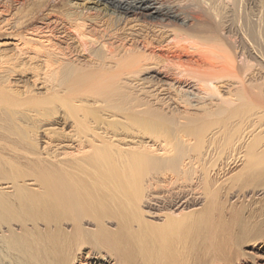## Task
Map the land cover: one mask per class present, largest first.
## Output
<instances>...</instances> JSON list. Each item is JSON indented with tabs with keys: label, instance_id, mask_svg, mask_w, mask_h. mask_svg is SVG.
Listing matches in <instances>:
<instances>
[{
	"label": "bare ground",
	"instance_id": "6f19581e",
	"mask_svg": "<svg viewBox=\"0 0 264 264\" xmlns=\"http://www.w3.org/2000/svg\"><path fill=\"white\" fill-rule=\"evenodd\" d=\"M51 1L0 0V36L7 40L1 44L13 47L3 52L15 61L8 73L24 77L34 70L24 82L46 96L53 91L39 106L60 100L76 117L81 108L73 101L162 70L176 83L190 81L186 92L199 100L190 103L193 112L179 116L185 124L153 114L145 120L148 137L141 133L129 144L121 138V148L109 142L118 135L108 140L101 131V117L97 130L75 118L81 131L64 127L53 141L47 132L69 125L64 115L65 122L46 123L41 135H19L7 154L1 146L0 264H264V69L262 87L250 90L243 82L233 93L225 78L238 67L226 36L219 37L229 35L241 0H64L49 9ZM188 5L193 13L187 17ZM32 19L37 24L27 30ZM12 51L14 59L7 55ZM28 62L34 68H26ZM172 87L152 91L167 95ZM214 115L220 121L207 133L202 122ZM20 118L10 119L17 122L9 121V135L0 131V142L23 131ZM167 121L178 132L162 126L165 133ZM43 137L49 141L33 149Z\"/></svg>",
	"mask_w": 264,
	"mask_h": 264
},
{
	"label": "rangeland",
	"instance_id": "374dc122",
	"mask_svg": "<svg viewBox=\"0 0 264 264\" xmlns=\"http://www.w3.org/2000/svg\"><path fill=\"white\" fill-rule=\"evenodd\" d=\"M63 1L64 0H52L51 1V3H50V6H49V9H51L53 6H56V7H61V5H62V3H63ZM164 1H166V0H164ZM240 1V0H239ZM257 3H256V2ZM259 2V3H258ZM186 3L187 4H190L191 3V1H186ZM243 5V7H242V5ZM240 3H239V6L241 5V7H239V9L236 11V13H238L237 15H236V13L233 15V17H232V19H231V21L230 22H232V20H233V18L236 20L237 19V24H235L236 22H235V20H233V22L232 23H230V25L231 26H233V27H228V29L226 28V30H225V32H227V30L229 31V35H228V32L227 33H225V34H223L221 31V33L219 34V37L221 38V36L222 35H225L226 36V38H223V36H222V38H223V40H224V44L226 43L227 44V46L225 45V47L230 51V53H232V55H233V58L235 59V63L237 64V67H238V69L236 70V69H234L235 70V72H234V70H233V72L231 71V72H228V76H230V74H231V78L230 77H228V78H230V79H227V78H225L226 79V82H228V83H230V84H233V87L231 88V90H232V92L234 93V92H236V91H238L239 89L241 90L242 88H243V86H246V87H248L250 90H252L253 89V87L254 88H256L257 87V85L259 86V87H262V86H260V85H263V83L260 81V80H258V78H259V75H260V73H261V69H264L263 68V66H261L260 67V65H264V0H241L240 1ZM244 3V4H243ZM246 3V4H245ZM189 6V5H188ZM245 6H247V7H245ZM187 7V6H186ZM263 9H262V8ZM190 8V9H189ZM49 9L47 10V11H49ZM241 9V10H240ZM186 10V9H185ZM186 11H188V13H186L185 11H184V14L186 13V14H189V15H186L187 17L188 16H191L192 15V7H188L187 8V10ZM241 11V12H240ZM190 12V13H189ZM247 13V15H246V13ZM241 13V14H240ZM245 13V14H244ZM251 13V14H250ZM240 14V15H239ZM244 14V15H243ZM250 14V15H249ZM254 14V15H253ZM246 16V17H245ZM259 16H261V17H259ZM242 17V18H241ZM255 17H256V19H255ZM240 18H241V20L242 21H239L240 20ZM247 18H249V19H247ZM263 18V19H262ZM239 19V20H238ZM34 20V21H33ZM262 20V21H261ZM249 21V22H248ZM27 22H29V23H27ZM33 22V23H32ZM235 22V23H234ZM239 22H241L243 25V28H242V26L241 25H239V24H241V23H239ZM26 23H27V30H29L30 29V27H32V25L33 24H37V19H32V20H27L26 21ZM180 23V22H179ZM239 23V24H238ZM253 23V24H252ZM233 24V25H232ZM247 25V27H246V25ZM256 24V25H255ZM236 25V26H235ZM240 26V27H239ZM245 27V28H244ZM253 27V28H252ZM233 28V29H232ZM240 28V30H238ZM256 28V29H255ZM245 29V30H244ZM251 29H252V31H251ZM243 32H242V31ZM248 30V31H247ZM256 30V31H255ZM216 32H218L217 30H215ZM239 31V32H238ZM241 31V32H240ZM247 31V32H246ZM215 32V34L216 35H218L217 33ZM253 33V34H252ZM254 34H256V35H254ZM250 35V36H249ZM263 35V36H262ZM224 36V37H225ZM245 36V37H244ZM24 38H26V36L24 37ZM29 38V36H27V39ZM249 38V39H248ZM251 38V39H250ZM252 38L255 40H252ZM29 40V39H28ZM263 40V41H262ZM258 41H259V43H258ZM263 43H262V42ZM7 42V40H3L2 38H1V36H0V44L1 43H6ZM223 42V41H222ZM230 46H229V45ZM2 46V47H1ZM10 46V45H9ZM9 46H6L5 47V45L3 46L2 44L0 45V90H1V88H2V93L4 92V94L5 95H3V94H1L0 96V105L3 107V108H0V131L1 132H3V135L5 134V135H9V134H6L5 132H6V130L7 129H9V128H11L12 126L11 125H13L14 123H16L17 121L14 119L13 121H14V123H13V121H10V119L12 120L13 118H20V122H18V123H21V121H22V123H21V125H22V127H23V129H21V130H23L22 132L21 131H19V132H13L14 134H10V136H6V137H4L5 138V140L4 141H2V142H0V144H3V145H0V147L1 146H3V148H4V146L6 147V148H4L2 151H5L6 152V154L8 153L6 150H7V146L9 147L10 145H12V143L13 142H15L16 140H17V142H18V140L19 139H22L21 138V136H20V138L19 139H17L18 137H19V135H21V134H26L25 132H29V134H30V132H34V131H36L37 130V134H39V135H41L42 133H43V131L46 129V125L47 124H49V123H51V122H53V121H55L54 123H56L57 124V122H65V118H67L66 119V121L68 122V124L69 125H65V126H60V125H57V127H54L53 129L54 130H56L57 132H55V131H51V133H50V131L49 132H47V133H49L48 135H52V137H50V136H47L48 138L50 137L53 141H55V140H57L58 138V136H56V134L58 133V135L60 134V135H62L63 134V132L65 131V132H67V131H69V130H74L75 129V131L76 130H78V131H81L80 129H78V122H77V120L75 119V118H78L79 120L81 119V123H83L84 121H86V123L84 122V124L85 125H87L88 126V128L90 127V129L89 130H97V128H99L98 127V125H100V123H101V120H102V125H100V128H101V131L102 132H104L105 131V133H106V135H107V137H108V140L110 139V137L112 138L113 137V135L115 134V135H118V137H114L113 138V140L112 139H110L109 140V142H112V144L114 143L116 146L115 147H120L121 148V146H118L120 143H119V139L120 140H122L123 138H124V140L125 139H129L128 141L127 140H125L124 141V144L126 143V144H129V142L130 141H132L131 140V137H136V136H138L139 134H141V133H145V134H147V135H145V136H147L148 137V132H147V130L146 129H148V127H146V121H149V118L152 120V116H153V114H156V113H158V114H164V115H166V117H168L169 119H171V120H169V121H172L173 123L175 122V124H178V126L181 124V125H183V124H185L186 122H185V120L184 119H180V117L179 116H181L182 114H185L186 112H189V113H191V112H193L194 110V108H192V102L193 101H195V100H197L198 99V97H195V96H191V97H189L188 96V94H187V84L190 82V81H187L188 83H185V82H181V84H180V82L179 83H176L175 82V78L174 77H172V76H168L167 74H166V72L165 71H163L162 70V72L160 71V74L158 73V74H151V75H148V72L146 73V72H144V73H146V74H143V76H141V75H139L138 77L141 79V80H143L144 79V82L143 81H141V82H139V83H136L135 82V84H134V82H130V81H127V84L124 82L123 83V81L122 82H116L115 83V85L117 84V86H115L113 89L115 90H113L112 89V87H110L111 89H109V85H107L106 84V89L107 90H105L104 89V91H101V88L100 89H98V90H96L97 92H93L94 94H95V96L93 95L92 97H91V99H88V100H84V101H80V102H77V101H73V104L76 106V108H81V109H79L78 110V113H79V115H78V113H77V116L75 117V115L74 116H71L72 114H71V112L69 111V107H67V105H66V107L63 105V103L60 101V100H57V101H53V103L52 102H50V104H51V107H50V104L48 103L47 104V106L46 105H43V104H41L42 106H39L40 105V102L42 101V103H43V98H44V100H45V97H47L48 95H51L52 94V92H48V94H47V96L45 95V94H43L45 91L44 90H40L38 87H34V86H31L30 84H28L27 82H24V80L26 81V77L27 78H29L30 76H32V74L34 73V70H29V69H27L29 72H28V74H25V76L23 77L22 75H19L18 73V75L17 74H12V75H10L9 73H8V70H10V68H12L15 64V61L14 62H12V63H10L8 60V57L7 56H4L6 53L5 52H3V49H9L10 48V50L11 49H13V47H9ZM7 47H9V48H7ZM32 47V46H31ZM31 47H29L28 46V44H27V49L28 50H31ZM224 47V48H225ZM231 49V50H230ZM226 50V49H225ZM236 50V51H235ZM4 53V54H3ZM229 52L226 50V52H224V54H228ZM235 55H234V54ZM238 53V54H237ZM16 51H15V53H14V51H12V52H10L9 54H7L8 56L10 55L11 57H13L12 59H14L15 57H16ZM14 55V56H13ZM229 55V54H228ZM228 55H226V56H228ZM236 56V57H235ZM229 57H231V55H229ZM18 60L20 61V59H17L16 61H17V63H18ZM6 61V62H5ZM184 61H190V59H188L187 60V58H184ZM237 61V62H236ZM245 61V62H244ZM263 61V62H262ZM238 62H239V64H238ZM243 62V63H242ZM263 63V64H262ZM31 64H33L32 62H31ZM31 64H29V62L27 63V67L26 68H30V69H32V68H34V65L35 64H33V66H31ZM28 65H29V67H28ZM31 66V67H30ZM248 66V67H247ZM10 67V68H9ZM249 67H250V69H249ZM255 67V68H254ZM260 67V68H259ZM241 68V69H240ZM254 68V69H253ZM257 68H259V69H257ZM5 69H6V71H5ZM8 69V70H7ZM249 69V70H248ZM2 70V71H1ZM259 70H260V72H259ZM4 71V72H3ZM248 71H249V73H248ZM7 72V73H6ZM5 73V74H4ZM32 73V74H31ZM230 73V74H229ZM247 73V74H246ZM257 73V74H256ZM239 76H238V75ZM10 75V76H9ZM233 75V76H232ZM235 75H237L236 77V79L234 80V77H235ZM240 75L242 76L243 75V77L241 78L240 77ZM256 75V76H255ZM9 77V78H7V77ZM12 76V77H11ZM21 76V77H20ZM150 76H153L154 78L152 79L153 81H151V79L150 78H148V77H150ZM144 77H146V78H144ZM25 78V79H24ZM138 79V78H137ZM146 79V80H145ZM155 79V80H154ZM241 79V80H240ZM7 80V81H6ZM172 80H174V82L172 81ZM151 81V82H150ZM237 81H238V83H237ZM128 82H130L129 84H128ZM145 82H147V83H145ZM162 83V84H160V83ZM243 82H245L244 83V85L242 86V84H240V83H243ZM4 83V84H3ZM9 83V84H8ZM11 83V84H10ZM151 83V84H150ZM154 85H153V84ZM175 83V86L173 85ZM262 83V84H261ZM20 84V86H18ZM142 84H144V85H142ZM150 84V85H149ZM160 84V86L161 85H166V84H171V87L173 88L171 91H170V95L169 94H165V93H163L162 92V94H161V92H154V91H152V89L153 88H155V87H157L158 85ZM178 84V85H177ZM5 85V86H4ZM139 85V86H138ZM141 85V86H140ZM157 85V86H156ZM183 85V86H182ZM13 86V87H12ZM105 86V85H104ZM103 86V87H104ZM149 86L151 87L150 89H149ZM155 86V87H154ZM160 86H158L156 89H159V87ZM237 86V87H236ZM4 87V88H3ZM28 87H29V89H28ZM143 87H146L147 89H148V91L145 89V88H143ZM182 89H181V88ZM184 87H186V88H184ZM242 87V88H241ZM236 88V89H235ZM252 88V89H251ZM4 89V90H3ZM143 91V89H145L143 92L141 91V90ZM156 89H153V90H156ZM178 89V90H177ZM9 90V91H8ZM31 90V91H30ZM100 90V91H99ZM102 90H103V88H102ZM174 90V91H173ZM175 90H177V92L175 91ZM180 90V91H179ZM181 90H183V91H181ZM254 90V89H253ZM19 91V92H18ZM107 91V92H106ZM150 91H152V92H150ZM187 91V92H186ZM224 91L225 92H229L226 88H223V91H222V93H224ZM7 92V93H6ZM9 92V93H8ZM12 92V93H11ZM23 92H25V93H23ZM36 92V93H35ZM180 92V93H179ZM184 92V93H183ZM11 93V94H10ZM17 93V94H16ZM147 93H149V94H147ZM153 93V94H152ZM155 93V94H154ZM186 93V94H185ZM14 95V97H15V99L13 98L12 99V97H13V95ZM19 94V95H18ZM153 96H152V95ZM157 94H159V96L157 95ZM180 94V95H179ZM7 95H8V97H7ZM28 95V96H27ZM32 95V96H31ZM152 97H151V96ZM170 97H169V96ZM174 95V96H173ZM184 95H185V97H184ZM19 96V97H18ZM32 98H31V97ZM154 96H156V97H154ZM188 96V97H187ZM5 97H7L6 99H5ZM39 97V98H38ZM171 97H173V98H171ZM193 97V98H192ZM9 98V99H8ZM20 98V99H19ZM38 99V102H36L37 101V99ZM48 98V97H47ZM47 98H46V100H47ZM49 98H51V97H49ZM5 99V101L4 102H2L3 100ZM12 99V100H11ZM23 99H24V101H23ZM26 99V100H25ZM31 99V100H30ZM33 99H35L34 101H33ZM175 99V100H174ZM2 100V101H1ZM10 100V101H9ZM16 100H18L17 102H16ZM29 100V101H28ZM40 100V101H39ZM174 100V101H173ZM187 100V101H186ZM199 100V99H198ZM25 103H23V102ZM28 101V102H27ZM88 101V102H87ZM16 102V103H15ZM19 102V103H18ZM21 102V103H20ZM35 102H36V104H35ZM44 102H47V101H44ZM14 103V104H13ZM27 103V104H26ZM29 103H30V105H29ZM38 103V104H37ZM56 103V104H55ZM86 103H87V105H86ZM179 103V104H178ZM191 103V104H190ZM3 104V105H2ZM7 104V105H6ZM18 104V105H17ZM45 104V103H44ZM175 104V105H174ZM12 105H15V106H13L12 107ZM29 105V106H28ZM49 105V106H48ZM55 105V106H54ZM0 106V107H1ZM7 106V108H4V107H6ZM19 106V107H18ZM84 106H85V109H86V107H87V109L85 110L84 109ZM15 107V108H14ZM26 107V108H25ZM28 107L30 108L29 110H28ZM34 107V108H33ZM35 107L37 108V110L39 111V115H41V116H39L38 114L36 115V111L37 110H35ZM38 107L40 108V110L38 109ZM46 107H48V108H51L50 109V113L52 114V112L51 111H54L55 113H56V115L55 114H53V115H55V118L53 117V115L51 116V118H53V119H55V120H53V119H50L48 116H50L49 115V110H48V108H47V112H48V114L47 113H45L46 111H44L43 112V114H42V111L43 110H45V108ZM56 107V109H54ZM177 107V108H176ZM9 109H10V111H9ZM12 109V110H11ZM16 110V113H15V110ZM32 109V110H31ZM84 109V110H83ZM56 110V111H55ZM67 112V116H66V112ZM92 110V111H91ZM187 110H189V111H187ZM240 111L239 112H241L242 114H245L244 112H248V109L246 108H242V109H239ZM246 110V111H245ZM7 111H9L10 112V114H11V116H13V115H17V117H12V118H9L10 117V115H8V113H7ZM24 111V112H23ZM33 111H35V112H33ZM59 111V112H58ZM89 111V112H88ZM92 112V114H91V112ZM94 111V112H93ZM181 111V112H180ZM183 111V112H182ZM14 112V113H13ZM21 112V113H20ZM29 112H31L30 114H31V116L33 115L32 114V112L34 113V118L35 117H37V116H39V117H42V121H41V118L39 119V117H37L36 118V120L33 118V116L31 117L32 119H34L33 121L31 120V118L29 119V118H26V120H24L25 119V116L27 117L29 114ZM53 112V113H54ZM81 112H83V113H81ZM178 112V113H177ZM3 113H4V115H3ZM6 113V114H5ZM26 114V115H24V114ZM38 113V112H37ZM47 114V115H45V114ZM90 113V114H89ZM181 113V114H180ZM240 113V114H241ZM20 114H22V115H24V116H21ZM28 114V115H27ZM69 114V115H68ZM97 116H96V115ZM239 114V115H240ZM7 115V116H6ZM36 115V116H35ZM47 116L45 119H44V117L43 116ZM61 115V116H60ZM63 115H64V117H63ZM84 115V116H83ZM89 117V119H88V117ZM99 115V116H98ZM226 114H223V115H218L217 114V116L219 117L220 116V118L219 119H224L226 116H225ZM69 116H70V118H69ZM217 116H211V117H208V119L205 121V122H202V123H205L204 124V126H206V127H208L207 128V133H210V130H212V129H215V127H214V125L216 124V125H218V117ZM225 116V117H224ZM6 117H8V118H6ZM24 117V118H23ZM28 117H30V116H28ZM82 117H83V119H82ZM94 117V118H93ZM100 117H101V119H100ZM176 117H178V118H175ZM2 118V119H1ZM49 118V119H48ZM71 118H73V119H71ZM87 118V119H86ZM214 118V119H213ZM38 119V120H37ZM99 119H100V123H99ZM148 119V120H147ZM173 119H175V121L173 120ZM217 119V120H216ZM240 119V118H239ZM4 120V121H3ZM41 121L42 122V125H41V122L40 123H37L38 121ZM44 120V121H43ZM47 120H49L48 122H46ZM146 120V121H145ZM212 120V121H211ZM9 121L11 122V125H10V123H9ZM19 121V120H18ZM37 121V122H36ZM51 121V122H50ZM57 121V122H56ZM83 121V122H82ZM220 121V120H219ZM5 122V123H4ZM44 122V123H43ZM66 122V123H67ZM74 122V123H73ZM97 124H96V123ZM146 122V123H145ZM168 122V121H167ZM166 122V123H167ZM167 123L168 125H166L165 124V122L164 123H162L163 125H161V128H162V130H164V132L166 131L165 129H163V127L162 126H164V127H167L166 129H168V132H169V128H170V130L172 131V132H174V130L176 131L179 127L177 126V129L175 128L176 126H175V124H173V123ZM178 122V123H177ZM181 122V123H180ZM214 122V123H213ZM233 122H238V120L236 121V119H235V121L233 120ZM47 123V124H46ZM213 123V124H212ZM3 124V125H2ZM7 124V125H6ZM44 124V125H43ZM61 124V123H60ZM72 124H74V125H72ZM165 124V125H164ZM71 125V126H70ZM171 125V126H170ZM173 125V126H172ZM71 128H70V127ZM74 126V127H73ZM169 126V127H168ZM9 127V128H8ZM42 127V128H41ZM64 127H65V129H67V131L64 129ZM173 127V128H172ZM205 127V128H206ZM209 127H210V130H209ZM93 128H95V129H93ZM175 128V129H174ZM212 128V129H211ZM2 129H4V130H2ZM14 129V128H13ZM27 129V130H26ZM59 131H58V130ZM60 129H61V132H60ZM104 129V130H103ZM180 129V128H179ZM32 130V131H31ZM62 130H63V132H62ZM12 132V131H11ZM64 132V133H65ZM108 132V133H107ZM177 132H178V130H177ZM20 133V134H19ZM31 133V134H32ZM46 133V134H47ZM52 133H54V134H52ZM56 133V134H55ZM166 133V132H165ZM15 134H18V136H14ZM28 134V133H27ZM26 134V135H27ZM28 134V135H29ZM45 134V133H44ZM176 134V133H175ZM206 134V133H205ZM25 135V136H26ZM59 135V137H61ZM111 135V136H110ZM45 137V136H44ZM42 138L41 139V141L38 143V145H34L33 146V149H35L34 147L36 146V148L38 147H40V145H42L44 142H47V141H49V139L46 137V138ZM15 138V139H14ZM39 139H40V137H38ZM118 138V139H117ZM122 138V139H121ZM14 139V140H13ZM6 140H8V141H6ZM6 142V145H4V143ZM11 142V143H10ZM54 143V142H53ZM52 143V145L54 146V144ZM8 144V145H7ZM53 146H52V148H53ZM27 148V147H26ZM25 148V149H26ZM123 148V147H122ZM28 149L30 150V147L28 146ZM125 149V148H124ZM5 154V155H6ZM159 218H161V217H159ZM152 220H153V223L154 224H156L157 222H160V221H158V220H156V219H153L152 218ZM246 250H249V253H251L252 252V250H250V249H248V248H246ZM263 263H264V255H263Z\"/></svg>",
	"mask_w": 264,
	"mask_h": 264
}]
</instances>
